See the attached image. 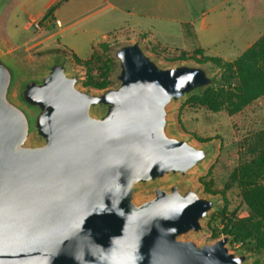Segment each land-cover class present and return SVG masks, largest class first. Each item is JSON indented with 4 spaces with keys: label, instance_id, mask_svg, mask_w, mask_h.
<instances>
[{
    "label": "water",
    "instance_id": "obj_1",
    "mask_svg": "<svg viewBox=\"0 0 264 264\" xmlns=\"http://www.w3.org/2000/svg\"><path fill=\"white\" fill-rule=\"evenodd\" d=\"M110 53L116 84L93 91L63 57L26 73L0 45V264H249L229 234L188 236L213 197L166 183L211 153L171 132V106L219 77L162 65L139 38Z\"/></svg>",
    "mask_w": 264,
    "mask_h": 264
},
{
    "label": "rangeland",
    "instance_id": "obj_2",
    "mask_svg": "<svg viewBox=\"0 0 264 264\" xmlns=\"http://www.w3.org/2000/svg\"><path fill=\"white\" fill-rule=\"evenodd\" d=\"M218 1L183 0L186 6L191 5L189 10L192 18L199 17L202 13L214 18L213 24L207 25L205 31L200 32L201 37L204 33L205 36L208 34L209 38L224 37L226 40L217 41L219 42L217 46H205L207 53L215 54L217 52L213 51L224 48L228 54H226L227 59L222 58L231 60L241 54L262 33L264 0H245L239 6L212 8V5H216ZM130 2L134 0H5L0 6V45L26 73L37 74L51 58L63 57L70 71H78L81 74L78 86L93 91L102 89L84 86L82 82L90 76L95 78L101 76L106 56L113 60L110 72L111 83L108 87L116 84L112 79L116 69L115 59L111 56L110 50L120 42L141 39L148 53L162 65L179 62L199 63L192 58L193 48L178 49L162 45L163 47H159L163 49L152 52L151 44H155L153 42H157L156 37L161 36L151 34L150 37H146L147 35L142 37L141 33L137 32V28L130 26L127 19L131 20L126 14ZM109 3L112 6L108 5ZM180 15H184L183 7ZM57 19L60 20V24L56 22ZM35 22L38 23V27ZM183 30L185 33L186 27ZM178 31L177 27H173L172 31L169 30L175 35ZM231 37H233L232 41H230ZM102 42L106 43L104 47L99 45ZM227 42L233 43L229 45ZM197 45L194 33L190 36L186 35L187 48ZM181 50L186 54L184 60L177 58ZM72 53L80 59L90 58L89 68L77 63ZM202 63L207 64L220 79L222 72L220 68L210 62ZM188 97L172 104L170 130L176 135L188 137L198 146H210L211 153L201 166L191 170L185 178L169 176L166 183L179 181L183 188L194 187L202 195L211 196L216 200V207L203 220L204 230L191 232L188 235L197 242H211L223 235L220 233L222 215H227L233 210L239 217L249 214L239 189L235 184L230 183V174L239 163L251 157L249 144L264 132V95L234 113H230L227 109L213 112L205 105L187 101ZM206 138L210 139L204 141ZM262 142L264 143V137ZM204 182L209 184V191L204 189ZM149 194L148 190H143L139 198L148 197ZM224 206L226 213L223 211ZM228 247L233 252L248 251L249 264L256 257H259L264 264L263 251L257 254L232 240L228 243Z\"/></svg>",
    "mask_w": 264,
    "mask_h": 264
},
{
    "label": "trees",
    "instance_id": "obj_3",
    "mask_svg": "<svg viewBox=\"0 0 264 264\" xmlns=\"http://www.w3.org/2000/svg\"><path fill=\"white\" fill-rule=\"evenodd\" d=\"M188 24H184V27ZM264 25V20H263ZM188 33V29L186 28ZM145 37V33L140 34ZM151 44V51H160L163 47L158 42ZM104 47L105 42L99 44ZM160 46V47H159ZM192 58L199 63L210 62L221 69L220 84L206 87L202 92L189 96L191 103L205 105L213 112L227 109L230 113L238 112L243 107L264 95V29L261 35L240 55L231 60H224L218 55H205L201 48H195ZM185 52L180 51L178 59H185ZM198 56V58H197ZM77 63L89 68L90 58L80 59L72 53ZM104 69L99 78L90 76L82 84L96 89H105L110 83L113 60L106 56ZM264 132L249 144L251 157L239 163L230 174V183L240 191L241 199L247 206L249 214L239 217L235 211L222 215L221 234H229L232 242H239L246 249L260 254L264 249ZM206 138L204 141L209 140ZM204 189L209 191V184L204 182ZM223 193V192H222ZM226 213V208H223ZM213 219V217H211ZM250 264H262L259 257Z\"/></svg>",
    "mask_w": 264,
    "mask_h": 264
},
{
    "label": "crops",
    "instance_id": "obj_4",
    "mask_svg": "<svg viewBox=\"0 0 264 264\" xmlns=\"http://www.w3.org/2000/svg\"><path fill=\"white\" fill-rule=\"evenodd\" d=\"M244 1L245 0H219L216 5H212V8L216 6L229 7V5L239 6V4L241 2L244 3ZM108 5L112 6L111 3H109ZM190 6V4L186 6V3H184L183 0H134V2H130V4H128V7L126 9L127 17L131 20L129 21V19H127V21L130 22L131 27H134L135 29L137 28V32L145 33V35H147L146 37H150L151 34L154 36H156L155 34L161 36V39L159 37H156V41L165 47H173L178 49L201 48L203 52L208 55H218L227 59L226 54L228 53L224 48H220L219 51H213L217 52L215 54L207 53V49L205 46H217L220 41L226 40L224 39V37H219L218 39L213 38L212 35V37L209 38L208 34L207 36H205L204 33L201 37L200 32L205 31L207 25L211 26V24H213L212 21L214 20V18L208 16L207 13H202L199 17L192 18L189 10ZM182 7L184 8V15H180ZM87 8H89V6H87ZM232 12L233 11H231V14L233 15ZM184 24H188L185 26L187 29L189 27V32H185L186 34L183 30V28H185ZM173 27L178 28V34L176 32L177 35L169 32V30L172 31ZM193 33L195 43H197L198 45L195 47L187 48L186 35L190 36L191 34L193 35ZM232 40L233 37L230 38V41ZM227 43L229 45H232L233 42Z\"/></svg>",
    "mask_w": 264,
    "mask_h": 264
},
{
    "label": "built area",
    "instance_id": "obj_5",
    "mask_svg": "<svg viewBox=\"0 0 264 264\" xmlns=\"http://www.w3.org/2000/svg\"><path fill=\"white\" fill-rule=\"evenodd\" d=\"M56 22H57L58 24H60V20H59V19H57ZM34 24L38 27V23H37V22H35Z\"/></svg>",
    "mask_w": 264,
    "mask_h": 264
}]
</instances>
